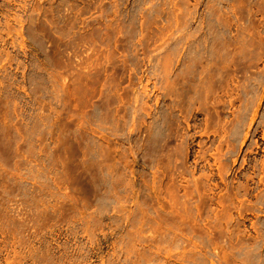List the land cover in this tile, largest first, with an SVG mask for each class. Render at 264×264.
Here are the masks:
<instances>
[{
  "label": "rangeland",
  "instance_id": "obj_1",
  "mask_svg": "<svg viewBox=\"0 0 264 264\" xmlns=\"http://www.w3.org/2000/svg\"><path fill=\"white\" fill-rule=\"evenodd\" d=\"M0 264H264V0H0Z\"/></svg>",
  "mask_w": 264,
  "mask_h": 264
}]
</instances>
